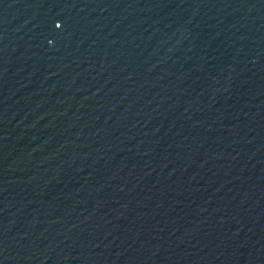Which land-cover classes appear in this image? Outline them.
Here are the masks:
<instances>
[{"label": "water", "instance_id": "obj_1", "mask_svg": "<svg viewBox=\"0 0 264 264\" xmlns=\"http://www.w3.org/2000/svg\"><path fill=\"white\" fill-rule=\"evenodd\" d=\"M0 264H264V0H0Z\"/></svg>", "mask_w": 264, "mask_h": 264}]
</instances>
